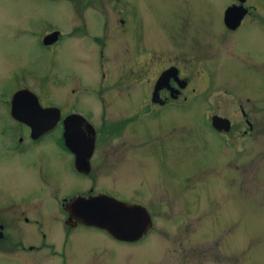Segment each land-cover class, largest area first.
I'll return each mask as SVG.
<instances>
[{
	"label": "flooded vegetation",
	"instance_id": "obj_1",
	"mask_svg": "<svg viewBox=\"0 0 264 264\" xmlns=\"http://www.w3.org/2000/svg\"><path fill=\"white\" fill-rule=\"evenodd\" d=\"M62 1L68 4L70 11L77 9L79 13H74L75 16L66 14L68 11ZM62 1L61 18L69 17L68 20L74 22L76 28H81V35L89 38L93 47L96 46L93 57H97L98 81H95L93 88H89L81 73L70 69L63 73V83H67V76L72 84L61 88L60 92L65 98L60 99L58 104L43 102L36 95L40 106L55 105L58 108L57 120L45 130L40 129V125L31 126L23 117L11 111L13 93L21 88H30L23 84L8 87V96L0 97V137L3 139L0 168H5L4 164L17 159V156H24L29 161V169L26 168L22 174L24 181L16 176L14 169L6 168L4 175L0 173V264H142L151 256L140 254L135 257L130 247L148 240L153 234L174 240L177 245L176 236H170L171 232L153 225L155 216L162 213L154 212L153 209L162 206L154 200L148 198L151 201H143L145 196L137 192L136 195H122L114 187L115 183L106 186L96 179L88 184L80 182L81 175L88 174L89 155L95 148L97 133L91 125L89 111L83 107L87 100L80 97L79 102L77 92L90 90L102 107L112 103L109 110L111 115L120 118L118 124L121 128L148 143L152 158L157 160V173L161 176L159 183L167 182V186L174 191L178 182H186L190 171L189 140L182 138L183 144L177 147V144H172L177 137L175 127L178 120L183 119L180 115L183 109L185 113L189 109L184 107L192 105L191 108L197 112L191 111L192 120L201 123L204 132L213 134L217 143L213 142L211 147L206 141V147L213 154L226 155L230 149L234 155H241L247 148L246 142H254L253 148L259 147L261 140L264 143V136H259V132L264 131V0H166L168 5H179L178 16L174 12L169 32L166 33L161 26L160 33L149 44H146L145 34L141 32L142 19L136 0H104L102 3H98V0ZM217 5L218 13L215 12ZM101 9H108L109 14ZM217 18L218 23L214 25ZM114 22L118 29L114 27ZM177 28L181 30L180 33ZM53 29L49 28L44 33ZM58 31L57 38L43 46L54 45L63 40V35H73L70 33L73 27L64 31L58 28ZM114 34L125 40L124 55L134 59L138 65L140 75L137 81L143 90L142 98L133 100L139 106L137 113V110L129 109L128 101H117V91L109 86L112 71L109 62L116 61L118 57L115 58L114 53L106 54L105 44L114 41ZM160 41L169 42L171 47L159 48L156 43ZM183 41L196 43V46L187 48ZM177 42L181 43V47L176 46ZM221 50L225 53L221 54ZM213 60L225 64L224 74L230 80L222 76L220 80L215 78L209 65H214ZM143 70H148L149 75H143ZM192 78L199 80V85ZM196 92L197 96L202 93L201 102L194 98ZM122 93L126 94V89ZM220 94L233 97L235 112L240 117L235 140L230 135L233 121L227 114L215 109L220 101L216 95ZM22 101L25 103L26 100ZM65 101L67 104L64 106ZM142 105L145 107L141 108ZM140 109L142 118L136 119L137 123L133 125L136 116L131 115L139 114ZM17 110L26 112L27 108L23 106ZM13 112H16L15 109ZM213 116L224 120L220 125H213ZM24 117L29 118L28 115ZM35 117L38 121H44L40 115ZM51 130H56L53 141L59 151L57 156L51 153L52 157L50 152L37 147ZM145 132H150L151 136L146 137ZM169 142L174 149L166 145ZM150 145H158L156 151ZM259 148V152H256L264 153V147ZM41 152H46L47 157L44 158ZM87 153L89 158H84ZM64 167L75 176L74 180L65 182L67 174ZM137 190L141 193L140 187ZM98 194L141 205L149 215V226L134 237L119 236L113 230L84 222L75 211L68 210L77 196ZM170 196L176 198V195ZM21 223L34 225L22 227ZM18 244L20 247H17ZM15 250L21 252L13 253Z\"/></svg>",
	"mask_w": 264,
	"mask_h": 264
},
{
	"label": "rangeland",
	"instance_id": "obj_2",
	"mask_svg": "<svg viewBox=\"0 0 264 264\" xmlns=\"http://www.w3.org/2000/svg\"><path fill=\"white\" fill-rule=\"evenodd\" d=\"M60 1L0 0V97L8 96V87L23 84L34 90L38 98L44 100L43 102L52 101L58 104L60 99L65 98L60 92L61 88L72 84L67 76H65L67 83H63V73L70 69L80 72L89 88H93L95 81H98L97 57H93L96 46L93 47L91 40L81 35V28H76L74 22L68 20L69 17L61 18ZM62 2L65 10L68 11L66 14L75 16L79 13L77 9L70 11L68 4ZM102 2L104 0H98V3ZM136 2L142 19L141 32L145 34L146 44L155 40L154 37L160 33L161 26L162 30L169 32L170 20L174 18L172 17L174 12L175 16H178L179 5L170 4V6L166 0H136ZM101 10L109 14L108 9ZM218 10L217 5L215 12L218 13ZM108 18L110 19L109 15ZM217 23L218 18L214 25ZM71 27L73 31L70 33L73 35H68L70 37L63 35V40L48 47L40 43L41 37L49 28H60L64 31ZM114 27L118 29L116 22ZM107 28L112 29L110 26ZM177 32L180 33L181 30ZM113 40L105 44L106 54L114 53L113 56L118 57L116 61L109 62L112 70L109 86L117 91L115 95L117 101H128L129 109L137 110L135 111L137 113L139 106L133 100L142 98L141 90H143L137 81L140 75L137 70L138 65L134 59L124 55L125 40L122 41L116 34ZM156 44L163 49L171 47L167 41ZM182 44L187 48L196 46V43L187 41H183ZM176 46L181 47V43L177 42ZM224 53L225 51L221 50V54ZM212 62L214 65L208 63L215 78L220 80L222 76L230 80L224 74L225 64L220 60ZM142 74L148 76L149 71L143 70ZM192 80L199 85V80L193 78ZM147 86L146 84V91L149 89ZM125 89L127 93L123 94ZM77 93L79 102L80 97L87 100L83 107H86L87 112L89 111L91 125L95 127L97 133L94 140L95 148L91 156L89 155L90 164L86 170L88 174L85 176L82 174L80 182L88 184L96 179L97 182L107 184L106 186L108 183H115L114 187L118 188L122 195H136L137 192L145 196L143 201L154 200L162 205L153 209L154 212L162 211V213L155 214L153 225L162 228L163 231L171 232L170 236H176L177 245L174 240L153 234L148 240L130 247L135 257L140 254L151 256L142 264H148L151 260V264L169 262L172 264H264V153H257L259 147H264L262 140L257 148H253L254 142H246L247 148L241 155H234L230 149L227 150L229 153L226 155L213 154L206 147V141L211 147L213 142L217 143L213 134L204 132L201 123L192 120L191 114L194 112L192 105L184 107L189 109L186 113L183 109L180 115L183 119L178 120L177 128L175 127L177 137L172 140V144H177V147L181 144L182 138L186 137L189 140L190 175L187 174L186 182H178L175 190L172 191L170 186H167V182L159 183L161 176L157 173V160L152 158L148 143H144L135 135L129 134L125 128H121L118 124L120 118L111 115L109 110L112 103L102 107L90 90ZM195 94L194 98L201 102L202 93L198 96L197 92ZM216 97L220 101L215 109L224 115L227 114L233 121L230 135L235 140L238 136L236 129L240 117L235 112L234 99L227 94ZM66 104L65 101L63 105ZM0 106H2L1 102ZM200 109L202 111L203 107ZM141 110L139 114L134 113L131 117L136 116L135 120L142 118ZM258 119L260 121V117ZM55 132L56 130H51L46 139L37 144V147L50 152V157H52L51 153H55L56 156V153H59L58 146L53 141V137H56ZM144 135L149 137L151 133L145 132ZM259 136H264V131L259 132ZM2 142L3 139L0 137V160ZM172 144L169 142L166 145L174 149ZM157 146L150 145L153 150ZM41 154L44 158L47 157L46 152ZM88 154H85L84 158L88 157ZM49 162L53 163V160ZM4 166L5 168L2 166L0 168L1 174L4 175L6 168H11L16 171V176L24 181L22 174L26 168L29 169V161L27 162L24 156H17V159L13 158L12 162L7 161ZM64 170L67 174L65 182L75 179L66 167ZM138 187L141 188V193L137 190ZM170 195H176V198ZM33 225V223L25 225L21 223L22 227ZM17 247H20V244ZM12 252L9 255L12 256Z\"/></svg>",
	"mask_w": 264,
	"mask_h": 264
},
{
	"label": "water",
	"instance_id": "obj_3",
	"mask_svg": "<svg viewBox=\"0 0 264 264\" xmlns=\"http://www.w3.org/2000/svg\"><path fill=\"white\" fill-rule=\"evenodd\" d=\"M237 19V17H233ZM224 19H227L226 14ZM57 30H53L42 36L41 40L47 44L55 40ZM22 100H26L25 103ZM26 107V112L17 109ZM15 109L16 112H13ZM11 111L18 117H23L31 126L40 125V129L51 126L58 117V109L54 106L41 107L37 103L35 95L28 89H18L11 97ZM28 115L29 118L24 116ZM44 117V121H38L35 116ZM224 119L213 116L211 123L220 125ZM227 122V119H225ZM90 148V146H89ZM68 210H73L84 222L102 226L113 230L115 235L134 237L141 233L149 223V215L144 207L137 204H128L106 194H98L91 197H77Z\"/></svg>",
	"mask_w": 264,
	"mask_h": 264
}]
</instances>
